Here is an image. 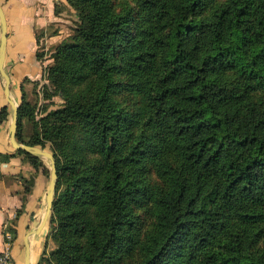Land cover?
Returning <instances> with one entry per match:
<instances>
[{"label":"trees","instance_id":"16d2710c","mask_svg":"<svg viewBox=\"0 0 264 264\" xmlns=\"http://www.w3.org/2000/svg\"><path fill=\"white\" fill-rule=\"evenodd\" d=\"M65 1L49 103L17 100L57 172L37 264H264V0Z\"/></svg>","mask_w":264,"mask_h":264},{"label":"crops","instance_id":"0c3cea01","mask_svg":"<svg viewBox=\"0 0 264 264\" xmlns=\"http://www.w3.org/2000/svg\"><path fill=\"white\" fill-rule=\"evenodd\" d=\"M65 0H0L7 27L4 69L9 77L8 91L6 82L0 73V108L18 104L19 83L24 77H33L41 72L37 61V34L41 29L57 20L55 7ZM1 34V22H0ZM45 34V32L43 33ZM48 40V39H47ZM0 123V154L14 152L10 142L9 125ZM16 155L8 161H0V251L9 248L15 264H25V252L28 250V264H36L41 254L48 228L47 190L48 184L43 173L37 174L31 193L24 203L23 211L18 215L14 227L16 237L8 246L4 241L3 227L7 219L15 216L22 205V183L17 177L9 175L31 172L28 164Z\"/></svg>","mask_w":264,"mask_h":264},{"label":"rangeland","instance_id":"374dc122","mask_svg":"<svg viewBox=\"0 0 264 264\" xmlns=\"http://www.w3.org/2000/svg\"><path fill=\"white\" fill-rule=\"evenodd\" d=\"M56 8H57L56 15L58 19L49 23L46 28L41 29V32L37 34V38H38L37 51L41 56L40 58H37L36 56V58L42 67L41 72L33 77H27V80L24 81L22 85L27 100L33 105H35V114L37 117L42 114L43 106L49 103L48 99H44L43 94H42V88H43L42 85L47 82L44 77V74H45L44 68L52 62L51 53L53 51L54 46L73 32V28L77 20L73 9L70 6H68L66 3L58 4ZM44 32L45 34H43ZM117 79L119 80L120 84L122 83V81H124V79L119 76H117ZM51 100H53L54 105H59L61 102L60 97L56 95L53 96ZM11 117H12V108L8 106L7 119L5 120L7 123L6 124L7 127L10 124ZM23 125H24L23 134L26 137V135L30 134L31 132V122H29V120H23ZM44 150H47L52 153L49 144L46 145ZM14 155L21 158L25 162L23 163L28 164V167L31 168V172H28L26 176L21 175V173L15 174V175H12V174L9 175V178L17 177L18 179L21 180L22 198L24 196L25 197L24 199L26 200L28 195L31 193L33 183L35 182V178L37 174H39L40 172L43 173L46 183L47 184L49 183L51 163L47 157H41L38 155L36 156L42 161L43 165L42 164L37 165L36 163H32L31 159L23 153L18 152L17 154H14ZM10 157H8L7 160H2V162L8 161ZM43 167L47 168L48 171H46V169L44 171ZM12 218L7 219L3 227L4 241L8 243L7 244L8 246H10L11 243L13 242L11 241L12 237H11L10 232L7 230L8 225L10 224L7 222L10 221ZM47 224H48L47 234L45 235V240H44L42 251H41V253L45 252V254H48L55 247V243L53 242L50 236L49 222H47ZM8 251H9V248H8ZM14 264H15V261H14ZM44 264H47V263H44Z\"/></svg>","mask_w":264,"mask_h":264},{"label":"water","instance_id":"95a60500","mask_svg":"<svg viewBox=\"0 0 264 264\" xmlns=\"http://www.w3.org/2000/svg\"><path fill=\"white\" fill-rule=\"evenodd\" d=\"M0 22H1L0 73L5 79V82H6L5 89L6 91H8L9 77L4 69V56H5L6 37H7V27H6V20H5V16H4L1 5H0ZM11 106H12V117H11V121L9 124V134H10V142L12 143L13 147L16 149H22L24 151H27L29 153H32V154H35L41 157H47L51 163L50 180H49L48 190H47V212L45 216L47 217L49 212L51 211L54 189H55L56 182H57L55 157L53 156L51 152L44 150L43 148L39 146L28 145V144L20 143L17 141L15 133H16V128H17L18 105L13 103V101H11ZM25 264H28L27 248L25 252Z\"/></svg>","mask_w":264,"mask_h":264},{"label":"built area","instance_id":"2783aa9c","mask_svg":"<svg viewBox=\"0 0 264 264\" xmlns=\"http://www.w3.org/2000/svg\"><path fill=\"white\" fill-rule=\"evenodd\" d=\"M0 264H14L8 249L0 252Z\"/></svg>","mask_w":264,"mask_h":264}]
</instances>
